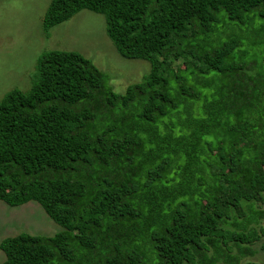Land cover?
<instances>
[{"label":"trees","instance_id":"16d2710c","mask_svg":"<svg viewBox=\"0 0 264 264\" xmlns=\"http://www.w3.org/2000/svg\"><path fill=\"white\" fill-rule=\"evenodd\" d=\"M150 70L124 93L75 50L0 100V200L60 226L0 240V264H264V0H51ZM264 250V243L260 244Z\"/></svg>","mask_w":264,"mask_h":264},{"label":"rangeland","instance_id":"374dc122","mask_svg":"<svg viewBox=\"0 0 264 264\" xmlns=\"http://www.w3.org/2000/svg\"><path fill=\"white\" fill-rule=\"evenodd\" d=\"M51 0H0V100L11 89L28 90L34 81L38 58L52 49L75 50L89 58L106 76L108 85L124 93L129 84L139 82L149 70L143 58L122 56L106 33L102 13L82 8L68 19L42 27L44 12ZM254 256L243 261H264V219ZM62 227L36 200L10 205L0 200V240L19 232L52 235ZM4 253L0 249V263Z\"/></svg>","mask_w":264,"mask_h":264}]
</instances>
